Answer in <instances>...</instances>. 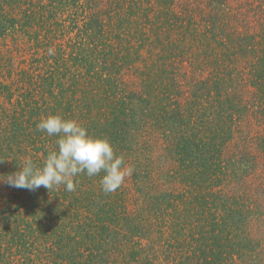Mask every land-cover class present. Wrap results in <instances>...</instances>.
Returning <instances> with one entry per match:
<instances>
[{"label":"trees","instance_id":"obj_1","mask_svg":"<svg viewBox=\"0 0 264 264\" xmlns=\"http://www.w3.org/2000/svg\"><path fill=\"white\" fill-rule=\"evenodd\" d=\"M263 12L264 0H0V38L35 57L0 66V176L57 150L36 129L49 115L106 138L133 168L107 194L103 172L75 177L74 192L0 185V264H47L40 245L51 255L62 240L83 257L87 234L96 258L129 239L141 264H175L182 235L214 246L206 264H264L252 234L264 215L245 190L260 159L236 142L255 109L264 118Z\"/></svg>","mask_w":264,"mask_h":264},{"label":"clouds","instance_id":"obj_2","mask_svg":"<svg viewBox=\"0 0 264 264\" xmlns=\"http://www.w3.org/2000/svg\"><path fill=\"white\" fill-rule=\"evenodd\" d=\"M48 54L54 55V50L49 49ZM36 129L57 136V150L49 152L41 166L28 159L19 171L0 176L10 187L36 191L43 186L51 192L63 185L66 191L74 192L79 183L75 177L103 172L101 187L107 194L115 192L132 175L133 168L115 154L109 140L89 135L74 119L49 115L37 123Z\"/></svg>","mask_w":264,"mask_h":264},{"label":"rangeland","instance_id":"obj_3","mask_svg":"<svg viewBox=\"0 0 264 264\" xmlns=\"http://www.w3.org/2000/svg\"><path fill=\"white\" fill-rule=\"evenodd\" d=\"M232 1V0H231ZM258 2V1H257ZM255 2L254 4H256ZM242 2H239L241 4ZM253 4V5H254ZM237 5V6H238ZM244 6V13L246 14V19L243 22L246 21H252L253 17L252 15H255L257 12H252L248 5ZM262 14V13H261ZM251 16V17H248ZM264 20V12H263V19ZM249 28L255 27L253 25L247 26ZM260 27V26H258ZM18 40H15L13 38L7 37V38H0V66L5 65L6 69L9 67L15 71L17 69V66H20V61L25 59L27 64L30 61H33V58H35L31 52V49L25 46H20V44L17 43ZM180 50V48H179ZM43 53V51L41 50ZM27 57V60L26 58ZM26 63H23L22 65H25ZM37 64V62H35ZM255 90H253L254 92ZM259 92V91H257ZM248 93L246 94V99L249 98L250 102L252 103L254 100H256L257 96H260V93ZM3 98L0 97V105H4ZM1 110V109H0ZM241 131L238 134V142L239 144H245L248 147H251L252 151L259 157L260 164L257 168V171L249 177V182L245 187V190L247 194L249 195V203L252 205L254 212H257L259 215H264V142L259 143L257 142L258 138L260 136H264V118L263 113L257 109L252 113V115L243 121V124L241 126ZM263 157V159H261ZM0 185H2L3 191L11 190L12 188L5 182L0 180ZM240 190V189H238ZM114 226V225H113ZM118 227H121V225H115ZM129 223L126 224L127 230L129 229ZM114 229V227H112ZM101 230H96V232H100ZM102 234V233H101ZM252 234L255 235L258 239L264 241V225L263 223H255L252 227ZM86 240L83 241V247L85 249L84 256H78L77 252H71L68 248L63 246H66L64 244V241L62 240L63 244L60 246V249H58L55 253L49 255V251L45 250L47 247V244L40 245V250L42 253L47 254L46 257L39 254L37 255L38 260H43L47 264H99V260L102 257L103 261L112 262L111 256H114L113 263L114 264H141L140 260L143 259L146 255H139L137 258L130 257L129 251L125 252L122 249L123 241H125V247L130 245L129 239H124L123 241H120L119 248H117L112 241H107V243H111L113 245V252L106 253L105 251H97L101 252V255L99 258L92 257V243L91 238H93V234H87ZM170 238V237H169ZM99 241H102L98 239ZM109 240V239H108ZM54 242V241H53ZM210 242H202L197 239H187L184 238V236H180V240L177 242V250L178 253L176 254L175 258L173 259L175 264H206L205 259L207 256L211 255V249L214 248L212 245L209 248ZM51 247H54L56 249L57 245L54 243L51 245ZM73 247L75 248V245L73 244ZM169 250V248H168ZM58 253V254H57ZM49 255V256H48ZM97 255V254H96ZM174 257V256H172ZM46 259V260H45ZM112 263V264H113ZM172 263V262H171Z\"/></svg>","mask_w":264,"mask_h":264}]
</instances>
